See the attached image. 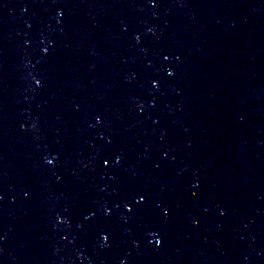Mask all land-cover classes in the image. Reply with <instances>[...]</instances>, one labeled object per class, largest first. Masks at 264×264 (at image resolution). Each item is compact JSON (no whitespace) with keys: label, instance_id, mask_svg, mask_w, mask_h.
Here are the masks:
<instances>
[{"label":"water","instance_id":"obj_1","mask_svg":"<svg viewBox=\"0 0 264 264\" xmlns=\"http://www.w3.org/2000/svg\"><path fill=\"white\" fill-rule=\"evenodd\" d=\"M0 264H264V0H0Z\"/></svg>","mask_w":264,"mask_h":264},{"label":"snow or ice","instance_id":"obj_2","mask_svg":"<svg viewBox=\"0 0 264 264\" xmlns=\"http://www.w3.org/2000/svg\"><path fill=\"white\" fill-rule=\"evenodd\" d=\"M152 3H153V5H155V0H152ZM24 10L26 11V9H24ZM57 14L58 15H63L62 11L58 12ZM137 39H139V37H137ZM44 51L46 52L47 49H45ZM168 58L169 57L167 55L163 56L164 60H167ZM177 59H179V57H177ZM164 71L166 72V75L168 77H172L173 75H175L174 70L165 69ZM36 83H37V85H39L41 83V81L40 80H36ZM151 83H152V86L154 88H158L160 82L158 80L153 79L151 81ZM101 119L102 118L100 116L96 117V120H97L98 123L101 121ZM121 159H122V157L119 156V155L115 156L114 158L113 157H106V158L103 159L102 163L105 166L109 165L110 163H114L115 165H119L120 162H121ZM45 161L49 165H51V164H53L55 162L54 158L49 159L47 157H45ZM193 187H196V186L193 185ZM192 195L195 196L196 193L193 192ZM123 206L129 213H132L134 211H140V212L146 211L147 210V206H148V197H147V195L144 192H142L139 189H136V188L129 189L124 194V204H123ZM157 208H159V212L163 216V218L165 220H167L169 218V210H168V208L166 206L165 207H160L159 205H157ZM105 213L107 215H110L111 214V209H105ZM223 214L224 213L221 212V215H223ZM86 218H88V217H86ZM196 223H198V221L194 219L193 220V224H196ZM148 235L153 238V241L155 242L156 245L162 244V242H163L162 237H160V235H159V233L157 231H149ZM102 239H103L104 242H107L108 239H109V235L107 233H102Z\"/></svg>","mask_w":264,"mask_h":264}]
</instances>
